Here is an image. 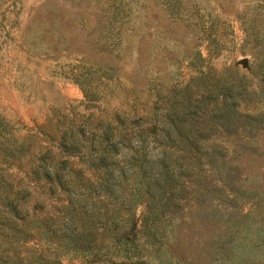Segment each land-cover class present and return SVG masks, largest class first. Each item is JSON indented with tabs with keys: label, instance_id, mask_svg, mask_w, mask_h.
<instances>
[{
	"label": "rangeland",
	"instance_id": "374dc122",
	"mask_svg": "<svg viewBox=\"0 0 264 264\" xmlns=\"http://www.w3.org/2000/svg\"><path fill=\"white\" fill-rule=\"evenodd\" d=\"M214 46L217 54L210 52ZM75 76L89 79L95 105H84ZM215 80L245 85L240 93L234 85L240 121L255 123L252 115L264 114V0H0V116L16 136L34 134L36 149L46 143L40 130L57 125L52 108L68 116L93 110L94 120L125 110L132 126L145 127L155 117L166 121L173 99H199ZM216 99L221 95L205 97L204 106ZM241 124L199 137L209 148L227 145L216 160L234 176L233 187L210 190L206 204L215 213L204 218L185 209L167 230L163 249L144 244L141 264H264V125L251 136ZM2 171L14 184L22 175L14 166ZM50 209L26 214L33 235L24 241L11 222L0 224L6 264H86L71 252L59 255L57 244L39 234V220ZM143 209L140 200L135 215ZM214 238L216 249L207 251ZM123 260L115 264H138ZM103 262L97 264L112 263Z\"/></svg>",
	"mask_w": 264,
	"mask_h": 264
},
{
	"label": "trees",
	"instance_id": "16d2710c",
	"mask_svg": "<svg viewBox=\"0 0 264 264\" xmlns=\"http://www.w3.org/2000/svg\"><path fill=\"white\" fill-rule=\"evenodd\" d=\"M218 51L217 46L210 50ZM74 80L82 89L84 105H95L98 95L89 79L75 76ZM218 82L198 88L207 91L199 99H173L166 121L158 123L155 117L145 127L132 126L125 110L116 112L114 119L94 120L93 110L87 114L74 110L68 116L52 108L57 125L40 130L46 143L39 149L31 139L34 134L16 136L12 125L0 116V224L11 222L14 236L24 241L33 235L24 224L26 214L48 205L51 209L37 226L41 236L57 244L59 255L71 252L86 264L108 259L115 264L125 258L141 264L144 244L163 249L167 230L185 209L208 217L215 213L206 204L210 190L221 194L226 185L233 187L234 176L223 169V159L216 160L227 152V145L219 142L209 148L199 137L219 128L238 129L241 122L252 136L264 125V114H253L255 123L234 116V85L241 86L240 93L245 87L242 81ZM218 94L219 102L204 106L205 97ZM177 103H181L178 109ZM151 141L155 145L150 149ZM10 166L22 172L15 184L2 171ZM32 191H37L33 199ZM140 200L144 209L136 216ZM217 243L215 238L208 241L207 251L216 249ZM218 245L229 250L222 242ZM2 254L0 264H6ZM25 264L34 263L29 259ZM58 264L68 263L59 260Z\"/></svg>",
	"mask_w": 264,
	"mask_h": 264
}]
</instances>
